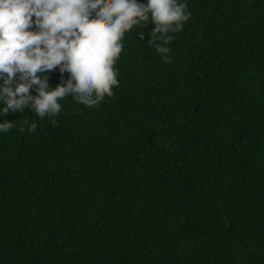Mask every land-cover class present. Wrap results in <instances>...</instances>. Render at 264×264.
I'll return each mask as SVG.
<instances>
[{
	"label": "trees",
	"instance_id": "obj_1",
	"mask_svg": "<svg viewBox=\"0 0 264 264\" xmlns=\"http://www.w3.org/2000/svg\"><path fill=\"white\" fill-rule=\"evenodd\" d=\"M186 3L166 54L125 33L95 106L3 114L0 264H264V0Z\"/></svg>",
	"mask_w": 264,
	"mask_h": 264
},
{
	"label": "clouds",
	"instance_id": "obj_2",
	"mask_svg": "<svg viewBox=\"0 0 264 264\" xmlns=\"http://www.w3.org/2000/svg\"><path fill=\"white\" fill-rule=\"evenodd\" d=\"M186 8V0H0V132L13 127L2 118L8 112L56 116L66 96L85 107L111 96L125 33L150 20L149 43L161 41L154 47L166 54L168 33L190 16ZM54 68L61 75L52 86L47 73Z\"/></svg>",
	"mask_w": 264,
	"mask_h": 264
}]
</instances>
